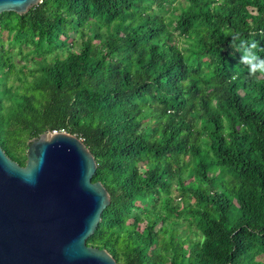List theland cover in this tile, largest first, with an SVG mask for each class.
I'll return each instance as SVG.
<instances>
[{"label": "trees", "instance_id": "trees-1", "mask_svg": "<svg viewBox=\"0 0 264 264\" xmlns=\"http://www.w3.org/2000/svg\"><path fill=\"white\" fill-rule=\"evenodd\" d=\"M171 1L1 12L0 148L23 165L31 138L77 136L109 196L85 244L117 264H264V75L248 74L228 36L264 58V0H185L163 14Z\"/></svg>", "mask_w": 264, "mask_h": 264}, {"label": "water", "instance_id": "water-1", "mask_svg": "<svg viewBox=\"0 0 264 264\" xmlns=\"http://www.w3.org/2000/svg\"><path fill=\"white\" fill-rule=\"evenodd\" d=\"M40 0H0L22 14ZM96 164L74 134L47 131L26 143L19 165L0 148V264H117L85 244L109 196L91 181Z\"/></svg>", "mask_w": 264, "mask_h": 264}, {"label": "rangeland", "instance_id": "rangeland-1", "mask_svg": "<svg viewBox=\"0 0 264 264\" xmlns=\"http://www.w3.org/2000/svg\"><path fill=\"white\" fill-rule=\"evenodd\" d=\"M185 0H173L168 4H164V11L162 12L165 15H169L170 13H176L179 10H181V8L184 5ZM152 8H154V4L151 5ZM63 49L65 48H70V50H76L78 48V44H74V46H70L69 42L67 43V41L65 42V44L62 46ZM59 53H64V52H60ZM66 53V52H65ZM64 53V54H65ZM28 65L30 64L29 62H25ZM43 64V60L38 58L35 59L34 62L32 63V67H39ZM0 99L3 101L4 98H2L0 96ZM184 180H186L184 178ZM175 182L173 181L171 184V188H170V197H171V205L174 207H177V210L183 211V207L186 206V202H182L181 200L178 199L177 195H176V191H175ZM165 214L167 213V211L164 212ZM169 214V213H168ZM167 214V215H168ZM170 217L172 215H169ZM172 218V217H171ZM177 221L179 222V225L177 226V233H179L182 236H187L190 239H193L195 234L194 232H196L195 226L192 223H188L187 220L182 219L181 217L177 218ZM264 261V257L262 258V262Z\"/></svg>", "mask_w": 264, "mask_h": 264}, {"label": "clouds", "instance_id": "clouds-1", "mask_svg": "<svg viewBox=\"0 0 264 264\" xmlns=\"http://www.w3.org/2000/svg\"><path fill=\"white\" fill-rule=\"evenodd\" d=\"M228 36H231L232 46L241 53L240 63L247 68L248 74L253 77L257 74L264 75V58L256 51L258 48L257 42L255 40L251 42L242 40L239 32L229 33ZM236 41H239L238 48L235 46ZM259 51H264V49L259 48Z\"/></svg>", "mask_w": 264, "mask_h": 264}]
</instances>
